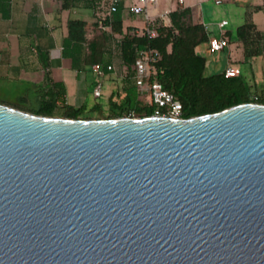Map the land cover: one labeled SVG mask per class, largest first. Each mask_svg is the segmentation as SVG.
I'll use <instances>...</instances> for the list:
<instances>
[{
	"label": "water",
	"instance_id": "water-1",
	"mask_svg": "<svg viewBox=\"0 0 264 264\" xmlns=\"http://www.w3.org/2000/svg\"><path fill=\"white\" fill-rule=\"evenodd\" d=\"M0 264H264V104L75 119L0 103Z\"/></svg>",
	"mask_w": 264,
	"mask_h": 264
},
{
	"label": "trees",
	"instance_id": "trees-1",
	"mask_svg": "<svg viewBox=\"0 0 264 264\" xmlns=\"http://www.w3.org/2000/svg\"><path fill=\"white\" fill-rule=\"evenodd\" d=\"M87 1L95 11L101 3V0ZM109 4L108 0L102 2L106 11ZM123 9L124 4L120 1L114 12L103 16L96 13L93 22L89 23L82 18H69L67 21V38L85 44L84 63H99L103 67L104 75L100 78L105 77L109 87L97 98L106 97L105 110L99 104L90 108L86 103L77 107L63 104L57 115L55 112L58 104L51 99H42L37 110L15 108L38 115L75 119L153 115L155 104L146 93L137 90L134 82L135 51L147 48L159 53L149 80L161 83L163 88L180 101L182 118L217 112L240 103L264 104V80L259 81L253 70L254 60L264 52V31L258 30L252 20L253 9L246 10L244 22L234 31L243 55L238 64H248L252 69L251 75L242 70L235 77H225L224 71L228 65L217 71L209 70L206 54L209 53L211 32L201 21L194 20L190 7L178 5L171 10L169 16L172 25L169 27L160 25L157 19L152 21L150 25L157 31L155 37H149L145 33L138 34L131 26L124 29ZM100 25L107 26L109 30L102 29ZM110 35L119 36L120 51L115 67L121 76H116L107 69L109 62L104 52ZM223 35L229 40L232 33L227 30ZM142 95L145 97L142 98Z\"/></svg>",
	"mask_w": 264,
	"mask_h": 264
},
{
	"label": "crops",
	"instance_id": "crops-1",
	"mask_svg": "<svg viewBox=\"0 0 264 264\" xmlns=\"http://www.w3.org/2000/svg\"><path fill=\"white\" fill-rule=\"evenodd\" d=\"M120 1L124 4L123 28L131 26L134 32L140 31L146 25L143 16L129 13L125 7L128 1ZM202 1L183 0L180 3L177 0H158L156 6L150 9V14L155 19L157 13L171 11L180 3L191 8L194 20L206 25L211 37H219L222 32L231 31L228 46L221 50L227 52L226 65L251 75L252 69L248 64L247 69L241 68L244 64H238L243 56L240 43L234 35L235 30L227 29L226 26L231 20L237 26L240 25L237 24L239 18L244 22L246 10L251 8V18L257 29L264 31V0H226L231 20L223 17L208 21L204 20L199 8ZM98 11L87 0H0L1 103L21 106L9 100L13 91L21 103H27L28 98L33 96L39 103L42 99H51L57 104L80 106L86 103L88 95L94 96L93 89L99 78L92 65L84 63L85 44L67 38V21L69 18H82L90 23L95 20ZM100 13L103 16L108 12L104 9ZM221 21H226V24L220 29L218 23ZM108 29L105 26V30ZM104 53L109 64L115 67L108 43ZM263 56L264 52L259 57ZM112 73L121 76L116 67ZM256 76L259 81L264 80L262 70ZM101 80L104 92L109 82L105 77Z\"/></svg>",
	"mask_w": 264,
	"mask_h": 264
},
{
	"label": "built area",
	"instance_id": "built-area-1",
	"mask_svg": "<svg viewBox=\"0 0 264 264\" xmlns=\"http://www.w3.org/2000/svg\"><path fill=\"white\" fill-rule=\"evenodd\" d=\"M158 0H131L126 4V10L134 15H142L146 23L140 31L136 33H145L149 37H155L157 31L150 25L155 19L150 14V9L154 8ZM182 3L183 0H177ZM119 0H110L108 7V14L114 12L117 8ZM216 3H220L221 0H215ZM170 10H164L157 13L156 17L160 25L171 26V19L169 16ZM226 24V21L218 23V27L221 29ZM103 29L105 26L101 25ZM228 46V39L223 35V32L219 37H211L209 39L208 49L210 53H215L225 49ZM120 50V45L118 44ZM159 53L152 48L136 49L135 59L133 62V68L135 71L134 82L137 90L141 93H148L150 101L155 104L156 108L154 116H169L174 118H182V105L174 95L163 88L161 83L157 81H150L149 77L154 71L155 67L153 63L158 59ZM93 71L96 73L99 80L96 82L93 89L95 97H99L102 92V80L100 77L104 75L102 65L95 63L92 65ZM107 69L115 72V67L112 64L107 65ZM240 70L233 66H227L224 71L225 77H235L239 75Z\"/></svg>",
	"mask_w": 264,
	"mask_h": 264
},
{
	"label": "rangeland",
	"instance_id": "rangeland-1",
	"mask_svg": "<svg viewBox=\"0 0 264 264\" xmlns=\"http://www.w3.org/2000/svg\"><path fill=\"white\" fill-rule=\"evenodd\" d=\"M103 1L104 0H101V3H99V5H98L99 7L97 10H100V11L103 10V12H104V5H102ZM126 1L131 2V0H126ZM178 4L181 5L180 3H178ZM228 7H229V5H228L226 0L221 2V3H216L215 0H203L199 6L200 10H202L203 18L206 21L211 20V19L212 20H218V19H221L223 17H226V18H228V20H231L232 16L229 13ZM100 11H98L97 15H102L100 13ZM156 19H157V17H156ZM238 22L239 23H237V24H240L243 21H242V19L239 18ZM236 26H237L236 22L231 20L230 22H228V25L226 26V28L234 31L236 29L235 28ZM118 38H119V36L110 35L109 40H108V46L110 47V51H111L112 56L114 57L115 62H116V59L118 58V53H119ZM240 48H241L240 51L242 52L241 45H240ZM206 55H207V59H208L209 70L211 69L212 71H217V70H220L221 68H223L224 66H226V64H227V52L226 51H220V52H217L215 54L207 53ZM253 65H254L253 67H254L255 72L257 74H259L260 70H262V73L264 76V56H263V58H261V57L256 58L253 62ZM241 68L247 69L246 64L241 65ZM146 95H147V97H149L148 93H146ZM10 96L11 97L9 100H12L15 103L21 104V106L14 105L12 107H18V108L30 110V111L37 110L40 107L39 101L36 100V97L31 96L28 98L27 103H21V102L17 101L18 98L16 96L15 91L11 92ZM141 97L144 98L145 96L142 95ZM0 102H1V100H0ZM106 103H107V100H106L105 96L97 98V97H94L92 95H88V99L86 101V105L88 108L92 107L94 104H99L101 106L102 110L106 109ZM61 105H63V104L57 105L55 114H57V115L60 114V111L62 110ZM72 106L77 107L76 105H72Z\"/></svg>",
	"mask_w": 264,
	"mask_h": 264
}]
</instances>
